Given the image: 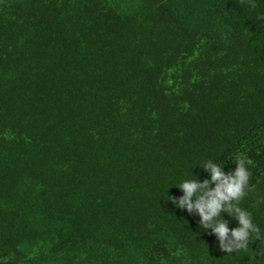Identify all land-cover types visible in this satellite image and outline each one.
Masks as SVG:
<instances>
[{"label": "trees", "instance_id": "16d2710c", "mask_svg": "<svg viewBox=\"0 0 264 264\" xmlns=\"http://www.w3.org/2000/svg\"><path fill=\"white\" fill-rule=\"evenodd\" d=\"M237 153L264 229V0H0V264H249L169 197Z\"/></svg>", "mask_w": 264, "mask_h": 264}, {"label": "clouds", "instance_id": "9594fccd", "mask_svg": "<svg viewBox=\"0 0 264 264\" xmlns=\"http://www.w3.org/2000/svg\"><path fill=\"white\" fill-rule=\"evenodd\" d=\"M235 167L225 171V166L208 159L201 167L208 173V178L201 180L189 169L185 178L174 186L182 191L180 197H170L171 203L190 215L200 218V227L216 237L219 248L227 256L240 253L247 255L249 264L264 262V229L254 221L251 211L241 206V201L248 195L251 184L250 167L253 161L244 154L237 153L234 157ZM196 168V167H195ZM264 204V197L257 199V206ZM226 214L236 221V226L230 228ZM259 242V248L254 251L252 244ZM257 255L259 259H257Z\"/></svg>", "mask_w": 264, "mask_h": 264}]
</instances>
